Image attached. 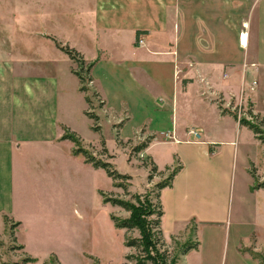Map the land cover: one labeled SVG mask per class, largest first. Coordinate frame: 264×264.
Listing matches in <instances>:
<instances>
[{"label":"crops","instance_id":"0c3cea01","mask_svg":"<svg viewBox=\"0 0 264 264\" xmlns=\"http://www.w3.org/2000/svg\"><path fill=\"white\" fill-rule=\"evenodd\" d=\"M56 43L93 64L98 116L117 139L151 137L141 157L159 172L180 166L159 192L163 237L165 228L174 237L192 223L219 224L241 138L260 141L217 100L245 98L260 113L264 0H0V232L5 218L18 224L14 237L34 259L35 226L64 195L61 162L76 177L95 170L61 139L62 127L80 135L72 122L86 117L87 103ZM147 124L164 129L152 134ZM244 162L246 191L259 202L264 189H251Z\"/></svg>","mask_w":264,"mask_h":264},{"label":"rangeland","instance_id":"374dc122","mask_svg":"<svg viewBox=\"0 0 264 264\" xmlns=\"http://www.w3.org/2000/svg\"><path fill=\"white\" fill-rule=\"evenodd\" d=\"M74 65V70L79 71L76 64ZM89 74L85 70L81 73L86 79L84 86L87 88V91L82 93L91 100L90 105L87 103L85 113H93L98 121L93 122L85 115L86 117L79 118L76 123L72 122L80 131V135L62 127L63 135L65 131L74 133L80 138L83 148L94 157L106 161L107 158L101 154L103 148L100 142L103 139L107 152L113 155V159L108 161L114 165L118 173L128 175L131 179L124 182L127 187L125 190L115 187L113 180L102 169L80 173L76 177L78 171H72L66 162H61L59 184L64 195L59 204L50 207L49 217L45 222L41 221L35 226L38 230L35 237L39 240H33V245L39 248L32 249L36 259L33 264H43L44 261H48L50 255L58 259L59 263L53 264H135V259L126 260V257L140 256L139 249L126 248L125 242L138 240L140 232L138 229L115 228L111 216L123 221L131 218L132 215L119 205L104 203V197L129 202L135 208L139 206L133 197H138L142 206L133 216L137 219L140 213L143 214L137 220L144 230L145 237L155 231L154 228H150V222L156 217L148 216L147 211H153L154 207L159 205L156 199L158 195L156 185L163 182L172 169L169 168L149 178L150 160L145 156L141 157V153H136L134 148L150 137L140 138L136 135L125 142L117 139V132L109 121L103 118L100 120L98 116L103 111L104 102L92 87V81H88ZM254 82L251 83V90L256 85V82L253 84ZM217 102L221 112L224 110L228 114L233 113L237 117V122L246 119L259 127L264 138V122H262L264 99L258 102V110L262 115L257 113L254 106L245 98L239 100L234 98L224 102L219 97ZM93 125L100 127V133L91 130ZM144 128L153 130L152 134H159L160 129H164L163 126L155 124H147ZM260 143L252 142L249 138H241L239 155L234 160L229 182L224 190V203L220 204L222 211L219 224H201L195 230V225L192 223L185 234L180 233L174 237H169L170 231L165 228V238L162 236L165 247L161 250L166 249L169 257L175 259L176 264L264 262V198L257 202L248 194L245 177L241 174L246 160L248 167H245L244 171L249 168L254 171L257 183H264V146ZM172 156L182 164L180 155ZM174 166H177L176 163ZM100 193H103L104 197ZM17 225L8 221L6 230L0 232V264H22L23 259L28 256L14 237V229ZM195 242H198V248L184 256L185 248ZM258 256L260 258H255Z\"/></svg>","mask_w":264,"mask_h":264},{"label":"trees","instance_id":"16d2710c","mask_svg":"<svg viewBox=\"0 0 264 264\" xmlns=\"http://www.w3.org/2000/svg\"><path fill=\"white\" fill-rule=\"evenodd\" d=\"M56 47L60 51L65 53L76 64L79 71L73 70V74L79 80V83H80V89L79 90L81 92L87 91V88L84 86V82L86 81V79L84 77H82L81 73L83 72V70H85L89 74L93 64H91V63L86 64L85 61L80 56V54L77 53L74 49H71L67 46H62L58 43H56ZM85 64H86V66H85ZM91 80L92 79H91L90 74H89L88 81H91ZM85 99H86V103H88L90 105L91 104L90 98L85 97ZM226 112L224 110L222 111V113H226ZM229 114L232 115L235 120H237L236 115H234L233 113L231 114L230 112H229ZM85 115L87 116L88 119L97 123L98 118L93 113L87 112V113H85ZM251 117H252V115H251ZM238 122L241 126H244V127L248 128L250 131H252V133L255 135V137L264 146V138L261 136L262 131L259 127L255 126L254 124L247 121L246 119H240V120H238ZM262 122H264V120H262ZM91 130L95 133H100V127L98 125H93L91 127ZM61 139L62 140H69L74 144L75 147L72 151L73 155L82 156L84 158L85 163L90 164L95 169L104 170L106 175L113 180L115 187L123 188L125 190L127 189L124 182L130 180L131 177L128 175H123V174L118 173V171L115 170L114 165L108 161L110 159H113V155H110L107 152V149L105 147V141L103 139L100 142L101 146L103 148L101 154L107 158L106 161H103L101 159L94 157L92 154H90V152L87 149L83 148L81 145L80 138H78V136H76L74 133H71L69 131H65V134L61 137ZM150 139H151V137L149 139H147L146 141H144L143 143L139 144L137 147L134 148V151L136 153L143 151L148 146ZM149 160H150L149 178L151 179L153 176H156L160 172L158 171L155 163L150 158H149ZM168 169L169 168H166L165 170H168ZM179 169H180V166L173 168L171 170L169 176L163 182L156 185V188L158 190V195H156V199H157V203H159V205L155 206L153 211H147L148 216L154 215L156 217V219H153V221L150 222V228L151 229L154 228L155 231L152 234L150 233L147 237H145L144 230L141 229L139 221L137 220L138 218H141L143 216V214L140 213L138 215L137 219L134 218V216H133L136 213V211L142 206L138 197H133V200H135L139 206V207L135 208L129 202L115 200V199L109 198V197L105 198L104 194L100 193L101 196L104 197V200H103L104 203H111L112 205H119L120 207H122L127 212H130L132 215L131 218H129L127 220H123V221H119L115 217L111 216V220H112L115 228L127 229V230L138 229V231L140 232V238L138 240H130V241L125 242L126 248L139 249L140 256H137V257L127 256L126 260L135 259V264H148V263H151V264H176L175 259L169 257L166 249L161 250V248L163 249L165 247V244H164L163 239H162L163 235H162V230H161V225H160L161 224V217L163 215V210H162V206L160 205V201H159V192L162 189L171 186L172 179L174 178L176 173L179 171ZM249 173L253 179V185H252L251 189L252 190L264 189V183H257L256 178H254L255 177L254 171L249 170ZM139 211H140V209H139ZM5 222L8 223L7 218H5ZM197 246H198V243L195 242L194 244L186 247L185 250L183 251V253L186 254L190 250L196 249ZM255 256H257V255H255ZM255 258H260V257L258 256ZM35 262H36V259L31 258L30 256H26L23 259L22 264H28V263L33 264ZM53 263H59L58 259L54 255H50L48 258V261L47 260L44 261L43 264H53ZM260 264H264V262L261 261Z\"/></svg>","mask_w":264,"mask_h":264},{"label":"built area","instance_id":"2783aa9c","mask_svg":"<svg viewBox=\"0 0 264 264\" xmlns=\"http://www.w3.org/2000/svg\"><path fill=\"white\" fill-rule=\"evenodd\" d=\"M241 43L243 44L242 41H241ZM136 44H137V46H140V47H143L144 46V39H143L142 36H138L137 41H136ZM253 84H255V82ZM189 133H191L194 136H197L198 135V133L196 131H191L190 130Z\"/></svg>","mask_w":264,"mask_h":264},{"label":"bare ground","instance_id":"6f19581e","mask_svg":"<svg viewBox=\"0 0 264 264\" xmlns=\"http://www.w3.org/2000/svg\"><path fill=\"white\" fill-rule=\"evenodd\" d=\"M242 45V44H241Z\"/></svg>","mask_w":264,"mask_h":264}]
</instances>
